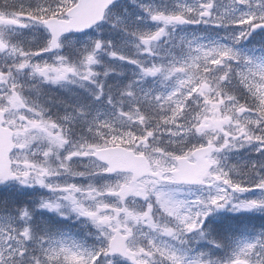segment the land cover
Returning a JSON list of instances; mask_svg holds the SVG:
<instances>
[{
  "label": "snow or ice",
  "instance_id": "snow-or-ice-1",
  "mask_svg": "<svg viewBox=\"0 0 264 264\" xmlns=\"http://www.w3.org/2000/svg\"><path fill=\"white\" fill-rule=\"evenodd\" d=\"M0 264H264V0H0Z\"/></svg>",
  "mask_w": 264,
  "mask_h": 264
}]
</instances>
